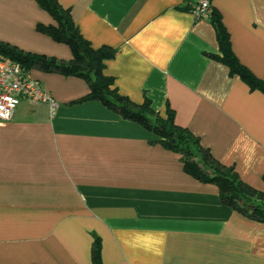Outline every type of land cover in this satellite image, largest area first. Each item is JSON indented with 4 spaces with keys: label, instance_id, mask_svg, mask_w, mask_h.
I'll use <instances>...</instances> for the list:
<instances>
[{
    "label": "crops",
    "instance_id": "1",
    "mask_svg": "<svg viewBox=\"0 0 264 264\" xmlns=\"http://www.w3.org/2000/svg\"><path fill=\"white\" fill-rule=\"evenodd\" d=\"M104 73L137 104L190 130L212 156L264 191V93L232 74L211 17L185 0H59ZM238 60L264 81V0H213ZM36 0H0V41L69 61L37 30ZM59 102L18 105L0 123V264H264V222L227 205L180 153L98 100L80 77L31 69Z\"/></svg>",
    "mask_w": 264,
    "mask_h": 264
},
{
    "label": "trees",
    "instance_id": "2",
    "mask_svg": "<svg viewBox=\"0 0 264 264\" xmlns=\"http://www.w3.org/2000/svg\"><path fill=\"white\" fill-rule=\"evenodd\" d=\"M36 1L57 23H40L37 30L56 42L68 45L73 58L66 61L31 53L4 41H0V55L20 62L29 71L39 69L85 79L89 83L90 92L83 100H98L123 118L156 135V141L182 155L188 173L201 181L216 184L223 202L253 220L264 222V191L247 184L232 168L217 161L190 130L176 124L171 109L164 118L151 106L149 100L137 104L121 95L114 87V78L104 73L105 61L113 58L115 51L107 47L95 49L81 33L70 10L64 8L59 0ZM211 19L220 42V60L229 67L232 74H238L252 89H259L264 93V81L255 76L235 56L228 34L215 11H212ZM92 260L93 264H103L100 240L97 237L92 245Z\"/></svg>",
    "mask_w": 264,
    "mask_h": 264
},
{
    "label": "built area",
    "instance_id": "3",
    "mask_svg": "<svg viewBox=\"0 0 264 264\" xmlns=\"http://www.w3.org/2000/svg\"><path fill=\"white\" fill-rule=\"evenodd\" d=\"M185 7L198 20L210 18L213 0H185ZM23 100L48 103L52 111L59 106L51 92L20 62L0 55V123L12 120Z\"/></svg>",
    "mask_w": 264,
    "mask_h": 264
}]
</instances>
